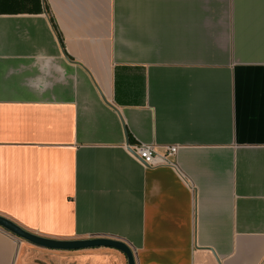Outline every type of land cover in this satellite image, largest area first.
<instances>
[{
    "label": "crops",
    "instance_id": "1",
    "mask_svg": "<svg viewBox=\"0 0 264 264\" xmlns=\"http://www.w3.org/2000/svg\"><path fill=\"white\" fill-rule=\"evenodd\" d=\"M0 214L136 264H264V0H0ZM76 256L0 227V264Z\"/></svg>",
    "mask_w": 264,
    "mask_h": 264
},
{
    "label": "water",
    "instance_id": "2",
    "mask_svg": "<svg viewBox=\"0 0 264 264\" xmlns=\"http://www.w3.org/2000/svg\"><path fill=\"white\" fill-rule=\"evenodd\" d=\"M129 144V141L128 143ZM0 227L11 232L21 240H26L37 246L56 250H80L98 247L114 248L125 254L128 264H136L132 248L124 241L110 237H95L83 239H58L34 233L14 220L0 214Z\"/></svg>",
    "mask_w": 264,
    "mask_h": 264
},
{
    "label": "built area",
    "instance_id": "3",
    "mask_svg": "<svg viewBox=\"0 0 264 264\" xmlns=\"http://www.w3.org/2000/svg\"><path fill=\"white\" fill-rule=\"evenodd\" d=\"M129 152L147 167L174 165L173 157L179 151L178 145H167L159 152L155 145L148 143L127 144Z\"/></svg>",
    "mask_w": 264,
    "mask_h": 264
},
{
    "label": "rangeland",
    "instance_id": "4",
    "mask_svg": "<svg viewBox=\"0 0 264 264\" xmlns=\"http://www.w3.org/2000/svg\"><path fill=\"white\" fill-rule=\"evenodd\" d=\"M88 250H97L101 252V256L95 257V264H121L119 259V253L109 247H98V248H89V249H80V250H73V253H75L77 256V260L74 264H90L88 262V255L84 252H87ZM32 256L35 258L36 261H42L45 260V258L38 254V251L32 252ZM92 261V260H91ZM48 262L50 264H54V260L48 259Z\"/></svg>",
    "mask_w": 264,
    "mask_h": 264
},
{
    "label": "trees",
    "instance_id": "5",
    "mask_svg": "<svg viewBox=\"0 0 264 264\" xmlns=\"http://www.w3.org/2000/svg\"><path fill=\"white\" fill-rule=\"evenodd\" d=\"M54 22V21H53Z\"/></svg>",
    "mask_w": 264,
    "mask_h": 264
}]
</instances>
